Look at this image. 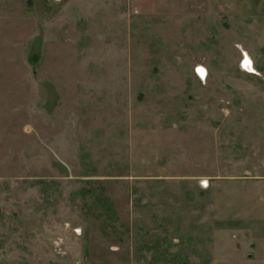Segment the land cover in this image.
Listing matches in <instances>:
<instances>
[{
	"label": "rangeland",
	"instance_id": "1",
	"mask_svg": "<svg viewBox=\"0 0 264 264\" xmlns=\"http://www.w3.org/2000/svg\"><path fill=\"white\" fill-rule=\"evenodd\" d=\"M255 137L264 17L0 0V264H246L207 175L264 159Z\"/></svg>",
	"mask_w": 264,
	"mask_h": 264
},
{
	"label": "crops",
	"instance_id": "2",
	"mask_svg": "<svg viewBox=\"0 0 264 264\" xmlns=\"http://www.w3.org/2000/svg\"><path fill=\"white\" fill-rule=\"evenodd\" d=\"M214 2L221 4L223 14L228 17H264V0H214ZM242 45V50L244 49L248 55L245 60L248 61L250 57L255 63L256 57L251 48ZM240 58L241 56L239 60ZM258 69L261 72L262 68ZM263 143L262 137H255L254 146ZM257 152L240 158L238 162L229 158L228 162L231 160L234 163L229 167L224 165L225 174L222 176L224 181H218L220 183L216 184V179H213L215 177L207 175L211 192L217 199L219 197L222 199V204L215 198L211 204L216 216L214 223L217 226L221 224V229L231 234L230 240L235 244L241 257H245L246 264H264V159ZM241 161L246 162L244 168ZM210 179L212 180L209 181Z\"/></svg>",
	"mask_w": 264,
	"mask_h": 264
},
{
	"label": "bare ground",
	"instance_id": "3",
	"mask_svg": "<svg viewBox=\"0 0 264 264\" xmlns=\"http://www.w3.org/2000/svg\"><path fill=\"white\" fill-rule=\"evenodd\" d=\"M243 65H244V67H245L247 70H249V71L252 69L249 60L247 61V60L244 59V60H243ZM200 70H202V72H201ZM198 73H199L201 76H203V74H204V70H203L202 68H199V69H198Z\"/></svg>",
	"mask_w": 264,
	"mask_h": 264
},
{
	"label": "snow or ice",
	"instance_id": "4",
	"mask_svg": "<svg viewBox=\"0 0 264 264\" xmlns=\"http://www.w3.org/2000/svg\"><path fill=\"white\" fill-rule=\"evenodd\" d=\"M202 72V70H200Z\"/></svg>",
	"mask_w": 264,
	"mask_h": 264
}]
</instances>
